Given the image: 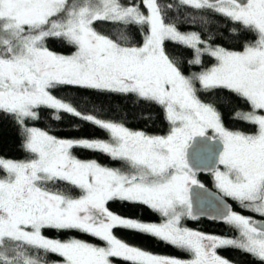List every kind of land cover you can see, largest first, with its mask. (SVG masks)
Instances as JSON below:
<instances>
[{
	"label": "snow or ice",
	"instance_id": "1",
	"mask_svg": "<svg viewBox=\"0 0 264 264\" xmlns=\"http://www.w3.org/2000/svg\"><path fill=\"white\" fill-rule=\"evenodd\" d=\"M181 7L199 13L205 25L209 14L230 21L231 33L243 41L240 50L166 22L174 9L182 16ZM97 21L117 25L115 38L97 31ZM50 40L70 52L53 50ZM166 43L191 55L170 54ZM66 88L134 96L162 111L168 131L131 130L82 98L54 94ZM229 97L247 106L231 118L251 131L225 125L217 103H231ZM41 109L52 110L56 121L71 116L74 131L89 124L107 138H58L29 126ZM0 116L18 126L30 154L23 160L0 156V264H114L113 258L127 264H234L218 253L226 247L264 264V220L237 213L220 197H214V218L235 237L182 225L198 218L192 190L204 189L199 171H211L223 197L264 217V0H0ZM75 149L99 152L123 167L81 159ZM113 202L146 206L160 222L122 216L110 210ZM116 229L155 238L191 258L131 245Z\"/></svg>",
	"mask_w": 264,
	"mask_h": 264
},
{
	"label": "trees",
	"instance_id": "2",
	"mask_svg": "<svg viewBox=\"0 0 264 264\" xmlns=\"http://www.w3.org/2000/svg\"><path fill=\"white\" fill-rule=\"evenodd\" d=\"M162 3H176V0H161ZM180 12L183 15L177 14L174 9L169 13L168 20L166 22H175L181 31H196L200 32L202 38L208 36L213 37L210 43L217 46H222L228 49L240 50L239 46L243 42L242 39H237L231 33L233 24L227 19L212 14H209L208 23L205 25L199 20V13L190 8H180ZM190 16H195L193 21ZM97 31L102 32L105 35H110L115 38V29L118 27L109 22L97 21L94 25ZM137 42H142V37L139 34H135ZM49 47L57 52L67 54L70 52V48H66L61 42L56 40L49 41ZM166 48L170 54H180L183 56H190L191 53L179 45L172 43H166ZM214 61L209 59L208 66ZM57 96L74 97L77 101H86L89 108L95 106L96 109H101L104 113V118L110 119L116 122L124 123L126 127L131 130H142L152 135H163L168 131V123L163 118L162 111L157 107L143 102H137L134 96H122L118 94H93L87 93L83 90L79 92L74 88H66L64 91L55 92ZM220 96L228 97L227 92H220ZM211 95H202V99H214ZM231 103H217V107L222 112L225 125L233 130L251 131L252 129L242 121L232 119V113L239 107L247 110V106L239 102L234 97H229ZM85 105L80 102V107ZM52 110L41 109L39 110L40 118L36 121H29V126L40 128L47 131L50 135H54L58 138H75V137H99L107 138L106 133L93 127L89 124L83 125L80 131H74L70 128V125L76 123L71 116L64 115L61 121L51 119ZM142 115L150 116L149 119L141 118ZM22 137L19 134L18 126L7 117L0 116V156H4L14 160H23L28 158L30 154L26 153L22 148ZM74 154L81 159H95L104 166L112 168H121L123 165L118 161H113L110 157L103 155L99 152L91 150L75 149ZM199 181L208 188L215 191L213 178L211 176H198ZM73 195H78L79 191L74 190ZM223 197V196H222ZM227 198V197H224ZM233 210L237 213H241L245 216H250L254 220H264L258 213L243 210L236 201L231 198H227ZM110 210H113L122 216L139 218L145 222H160L158 214L152 212L146 206L143 205H128L127 203L121 204L120 202H113L109 205ZM182 225L204 234L215 235L219 237L233 238L237 233L229 227L226 223H216L206 221L204 219L190 220L184 219ZM114 234L122 240L128 242L131 245L138 246L142 249L148 250L155 254L178 257L183 259H190V254L180 251L173 246L167 245L155 238L148 237L136 233L132 230H114ZM80 239H84L88 242L98 243L95 238H92L85 234L72 233ZM65 238V237H62ZM218 253L234 264H255L252 257L243 253L238 249L226 247L219 249ZM49 259H57L55 256H50ZM114 264H127L117 258H113Z\"/></svg>",
	"mask_w": 264,
	"mask_h": 264
},
{
	"label": "water",
	"instance_id": "3",
	"mask_svg": "<svg viewBox=\"0 0 264 264\" xmlns=\"http://www.w3.org/2000/svg\"><path fill=\"white\" fill-rule=\"evenodd\" d=\"M211 175H212L211 171L197 172V178L198 176H211ZM192 197H193V208L198 216V218L195 220L204 219L210 222L224 223L214 218L217 214L216 213L217 206L214 202V197H220L227 204H229L233 209V206L231 205V203L229 202L227 198L222 197L219 193L208 188L207 186H204V189H198V188L193 187ZM256 221L259 222L262 220H256Z\"/></svg>",
	"mask_w": 264,
	"mask_h": 264
},
{
	"label": "rangeland",
	"instance_id": "4",
	"mask_svg": "<svg viewBox=\"0 0 264 264\" xmlns=\"http://www.w3.org/2000/svg\"><path fill=\"white\" fill-rule=\"evenodd\" d=\"M212 133H211V131L209 132V135H211ZM211 177L213 178V176L211 175ZM213 183H214V187H215V191L217 192V193H219L221 196H222V194L219 192V190L216 188V186H215V182H214V179H213ZM228 198V197H227Z\"/></svg>",
	"mask_w": 264,
	"mask_h": 264
}]
</instances>
